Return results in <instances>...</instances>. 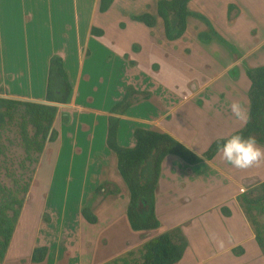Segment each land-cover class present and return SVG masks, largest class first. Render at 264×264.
I'll list each match as a JSON object with an SVG mask.
<instances>
[{
  "label": "crops",
  "instance_id": "crops-1",
  "mask_svg": "<svg viewBox=\"0 0 264 264\" xmlns=\"http://www.w3.org/2000/svg\"><path fill=\"white\" fill-rule=\"evenodd\" d=\"M32 1L33 8L30 5L23 10L25 0H0V95L45 100L49 59L52 55L60 56L71 91L68 101L57 106L53 123L57 135L50 141V159L57 161L59 156L66 157V152L78 156L87 182L82 188L83 196L72 207L78 217L77 231L58 233L66 242L60 241L55 247L48 237L57 224L49 208L45 209L51 212L45 222L41 217L37 221L38 229L39 224L46 225V235L32 244L20 215L3 264H105L132 251L124 249L132 233H142L145 237L151 234L145 241L163 232H172L179 242L183 236L186 245L181 264L186 263L184 257L188 253L197 257H222L234 253L237 246L239 252L243 250L238 252L241 255L249 249L258 252L260 248L237 196L264 181V160L250 168L238 169L224 161L218 151L210 159L204 158L203 153L212 141L245 125L251 84L247 68L264 65V34L256 38L254 45H245V50H241L243 43L236 35L224 33L234 32L235 28L246 30L247 25L241 22L228 26L214 23L215 31L225 41H202L196 35L188 41L168 40L162 31L156 36L146 25H143L145 34L125 40L126 22L137 21L133 16L146 12L124 10L122 13L121 9H115L117 0L101 12L100 0H88L89 15L85 16L87 9L82 7L80 14L79 5L83 3L79 4V0ZM240 5L244 16L251 15L254 8L241 2ZM150 7V3L145 4L146 9ZM113 10L119 12L120 18L108 21ZM61 13L73 17V23L68 26L72 35L63 42L54 36L60 28ZM81 15L87 17L82 26ZM62 23L67 26V19ZM255 24L264 25L261 20ZM201 49L209 51L205 53ZM115 54L119 57L112 58ZM97 57L107 60L104 64L115 62L128 75L133 74L126 85L121 82L119 87H108L105 100L98 103L94 92L78 93L73 83V77H80L92 84L90 70L84 67ZM156 78L167 84L162 88V97L152 82H145ZM128 87L133 89L131 104L123 111L114 112L113 107L123 99ZM234 102L241 105L240 118L231 110ZM109 117L119 119L117 141L121 146L132 147L134 129L142 127L170 134L202 158L195 164L173 154L163 159L154 202L160 224L155 229L136 231L129 225L128 190L117 171L116 155L106 145ZM258 146L264 149V144ZM42 154L35 176L37 187L42 182L38 177L44 163ZM85 206L90 208L96 222L90 223L82 215ZM37 246H45L47 252L43 260L33 262L30 255Z\"/></svg>",
  "mask_w": 264,
  "mask_h": 264
},
{
  "label": "trees",
  "instance_id": "trees-1",
  "mask_svg": "<svg viewBox=\"0 0 264 264\" xmlns=\"http://www.w3.org/2000/svg\"><path fill=\"white\" fill-rule=\"evenodd\" d=\"M112 1L100 0L99 11H106ZM189 1L191 0H158L157 13L163 21L166 39H176L186 30ZM151 17L146 12L134 15L133 19L151 27L155 23L153 16ZM211 31L215 33V37L225 41L214 28ZM200 36L202 41L211 39L204 34ZM247 76L251 83L248 91V119L241 129L233 133H242L245 137L251 135L257 143L264 144V65L248 67ZM131 90L133 91L132 87L127 88L123 99L113 107L114 112L123 111L131 104ZM70 91L71 84L62 58L52 55L48 63L44 98L46 101L66 103ZM57 112L58 107L55 105L0 95V155L4 154L6 135L16 132L24 153L20 167L26 170L29 166L39 163L47 142L53 141L57 135L53 129ZM118 124L117 117H109L106 145L116 155L117 171L128 190L127 220L131 229L136 231L155 229L160 224L154 202L163 159L173 154L186 163L195 164L202 158L170 134L142 127L134 129L135 144L132 147L121 146L117 141ZM230 135L212 141L203 157L212 158L217 153V141H222ZM2 166L8 169L4 161H0V171ZM7 174L11 178V186L1 181L0 174V264L4 262L25 203V195L30 188L29 179L25 178L24 172L17 176L15 173ZM237 200L264 255V220L260 218L264 214V181L239 194ZM81 213L88 222H96V217L89 207H83ZM180 241L181 243L175 241L172 232H163L142 244L139 260L131 259L134 252L129 251L105 264H174L182 258L186 245L183 236ZM46 252L45 246L34 247L30 260L39 262L44 259Z\"/></svg>",
  "mask_w": 264,
  "mask_h": 264
},
{
  "label": "rangeland",
  "instance_id": "rangeland-1",
  "mask_svg": "<svg viewBox=\"0 0 264 264\" xmlns=\"http://www.w3.org/2000/svg\"><path fill=\"white\" fill-rule=\"evenodd\" d=\"M88 2H89L88 0H83V1L79 0V4L83 3L82 5H79L80 14H82L81 13L82 7H85L87 9ZM157 2L158 0H134V1L117 0V6L115 9H117L118 11L121 9L122 13L124 10L126 11L136 10V11H140V13L148 12L150 14V17L153 16L155 22L154 25L150 27L153 29V31L151 30V32L155 33L156 36H160L162 31L163 37L165 38L163 21L157 13V5H158ZM240 2L243 5L245 4V6H251L252 9L254 8L252 10L251 15L244 16V14L242 13ZM24 3H25V8H23V10L26 9V6H30L32 3H34V1L25 0ZM146 3L151 4L150 9L145 8ZM31 8H33L32 5ZM147 8L149 7L147 6ZM187 8H188V15H187L188 30L186 27V30L184 31L182 36L176 38L181 41L191 40L194 35H196L199 40H202L200 36L201 34L207 35L209 38H211L210 40L218 39L217 37H215V33L211 31V29L214 28V23L216 24L219 23L220 26L233 25L238 22H241V24L243 25L244 24L247 25L246 30L235 28L234 32H229V33L224 32L226 35L234 34L238 37L239 41L243 43L241 50L246 49L245 45L248 46L254 45L257 41L256 38L257 37L260 38L264 34V32L259 31L260 28L264 29V25L256 26L255 24V22H259V20H261V22L264 23V16H260L264 14V0H191L187 4ZM88 11H89L88 9L84 11L85 16L89 15L87 14ZM95 17L97 19L100 18L98 15ZM108 17H109L108 21L109 20L113 21L116 18H120V15L119 12L113 10ZM65 18L67 19V26H64V24L62 23L63 19ZM72 18L73 17L70 16L69 14L65 15V13L64 14L61 13L60 28L58 29V31L54 32V36L55 38H58V40H60L59 42L65 41V39H67L68 36L72 35L71 30L68 27L70 26V24L73 23ZM80 18H81L80 20L81 26L82 24H86L87 17L83 18L81 15ZM137 23L140 26H138ZM126 25L128 26V29H126L127 31L126 30L124 31L125 40H129L130 38H135L141 33L143 34L146 33L145 30L143 29L146 28L145 26H143L145 24L141 21L137 20L128 24L126 22ZM201 27H202L201 29L202 31L195 32V30H200ZM256 28L259 29L255 30ZM176 39H172V40H176ZM201 50H203L205 53L209 51L207 49H201ZM224 50L226 51V49ZM227 50L229 51L230 49L227 48ZM237 50L239 51L240 48H237ZM70 51H73V48H71ZM234 51L231 50V53L232 52L234 53ZM223 56H227V54ZM117 57H119L117 56V54L112 56V58H117ZM106 61L101 60V58L97 57L87 62L84 69L87 68L90 70L89 82L92 81V84L87 82L85 83L84 79L86 78L81 79L79 77L77 79L73 77L74 88L78 89L77 92L78 93L79 92L84 93L89 91L94 92L97 103L105 100V92L108 87L116 88L118 84L121 82H123V85H126L127 84L126 80L131 78L130 75L133 76L132 73L128 75V73L125 72V70L121 68L120 65L116 66L115 62H113L112 64L110 63V65L104 64L106 63ZM69 69L72 70L71 67H69ZM145 82H149V83L152 82L153 88L156 89L157 94L161 97L164 96V94L162 93V88L167 87V84H161L163 83V81H160L156 78L153 80H147ZM175 84H176L175 88H178L179 82L178 83L176 82ZM51 146H52L51 142L50 141L47 142L46 148L48 149L46 153L44 152V154H42L44 156V163H43V167L41 166L42 167V169H40L41 172L38 173V177L42 179L41 180L42 182H40L39 185L40 187H37L35 184V176L39 164L38 163L33 164L29 166L28 169L26 170H23L20 167V161L24 156L23 149L20 146L19 138L16 132H9L6 135V138L4 139V154L0 155V161H4V165L8 169H4L2 166L0 174L2 175L1 181L6 185L11 186L12 181L7 173H15L17 176L24 172L25 178L29 179L28 181L30 182V188H29V192L25 195V203L22 208V214L20 215L23 216V221H25L24 224L25 231L27 233L29 232V234L27 235L29 244L38 242L35 240L37 239L40 240L41 235H46L44 231L46 225H44V223L39 224L40 229H38L37 221L39 222V218L41 217L42 219L41 221L45 222V218L49 217L51 212H53V216L56 219L57 224L56 226L54 225L53 231L50 234L48 233L49 234L48 237L52 239L51 241L56 247V245L59 244L60 241L66 242L65 240L58 237V233L61 232L72 233V232H76L78 229V223L77 220H75L78 219V217L76 214H74L72 207L75 204V202L79 199V197L83 196L84 194L82 188L85 186V181L87 182V176L83 172V168H81L82 166H80L81 163L79 164L78 160H81V158H78V156H76L75 158L73 154L72 156H70L69 152H66V157L63 156L61 158L59 156L58 160L54 161L56 162V164L53 166L54 162H52V160L50 159ZM42 173H44V175H41ZM47 208H49L51 212L49 211L47 212L45 210ZM260 218L261 220H264V214ZM150 236L151 234L145 237L142 235V233H138V234L132 233L129 236V241L128 243L126 242V245H124V249L126 251L132 250L134 252L131 259L133 260L140 259L141 257L140 249L142 243ZM175 240L176 242L181 243V241L179 242L177 238H175ZM252 244L253 241L251 240V245ZM239 247L240 246H237L235 248V251L233 250L234 253L231 252L230 254L228 253V255L226 256H222V257L220 256L214 258H210L208 256L197 257L188 253L184 257V262H186L185 264H264V255L261 253L260 250H258L257 252L256 249L255 250L249 249L246 254L243 252L244 255H241L239 253L242 252L243 250L242 251L240 250L239 252ZM180 261L181 259L174 264H181Z\"/></svg>",
  "mask_w": 264,
  "mask_h": 264
},
{
  "label": "clouds",
  "instance_id": "clouds-1",
  "mask_svg": "<svg viewBox=\"0 0 264 264\" xmlns=\"http://www.w3.org/2000/svg\"><path fill=\"white\" fill-rule=\"evenodd\" d=\"M231 110L237 118L242 116L239 103H232ZM217 151L228 164L238 169H247L264 160V149L258 146L255 137H245L242 133H233L222 141H217Z\"/></svg>",
  "mask_w": 264,
  "mask_h": 264
},
{
  "label": "water",
  "instance_id": "water-1",
  "mask_svg": "<svg viewBox=\"0 0 264 264\" xmlns=\"http://www.w3.org/2000/svg\"><path fill=\"white\" fill-rule=\"evenodd\" d=\"M39 102H43V103H47V104L55 105V106H61V105H63L62 103L53 102V101H46V100L39 101Z\"/></svg>",
  "mask_w": 264,
  "mask_h": 264
}]
</instances>
